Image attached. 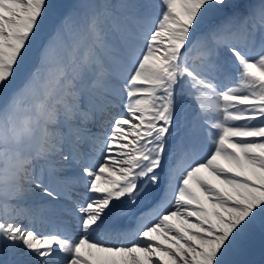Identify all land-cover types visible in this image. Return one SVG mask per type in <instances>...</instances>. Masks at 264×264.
<instances>
[{"label": "snow or ice", "instance_id": "snow-or-ice-1", "mask_svg": "<svg viewBox=\"0 0 264 264\" xmlns=\"http://www.w3.org/2000/svg\"><path fill=\"white\" fill-rule=\"evenodd\" d=\"M0 264H264V0H0Z\"/></svg>", "mask_w": 264, "mask_h": 264}, {"label": "bare ground", "instance_id": "bare-ground-1", "mask_svg": "<svg viewBox=\"0 0 264 264\" xmlns=\"http://www.w3.org/2000/svg\"><path fill=\"white\" fill-rule=\"evenodd\" d=\"M135 237V236H134ZM109 242H111V243H114V241L111 239V238H107V237H105ZM132 239V238H131ZM131 239L130 240H126V241H124V240H121V241H119V242H130L131 241Z\"/></svg>", "mask_w": 264, "mask_h": 264}, {"label": "rangeland", "instance_id": "rangeland-1", "mask_svg": "<svg viewBox=\"0 0 264 264\" xmlns=\"http://www.w3.org/2000/svg\"><path fill=\"white\" fill-rule=\"evenodd\" d=\"M71 2H72V0H69V3H71ZM177 7H179V5Z\"/></svg>", "mask_w": 264, "mask_h": 264}]
</instances>
